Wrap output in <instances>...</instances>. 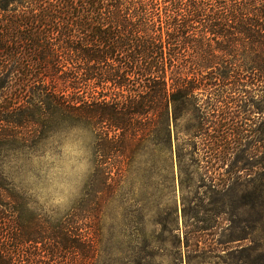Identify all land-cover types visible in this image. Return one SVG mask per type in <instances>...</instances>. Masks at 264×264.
Masks as SVG:
<instances>
[{
    "label": "trees",
    "instance_id": "16d2710c",
    "mask_svg": "<svg viewBox=\"0 0 264 264\" xmlns=\"http://www.w3.org/2000/svg\"><path fill=\"white\" fill-rule=\"evenodd\" d=\"M1 99L8 120L28 108V121L40 110L50 128L90 127L97 192L86 218L74 207L54 221L6 189L0 264H111L91 218L106 228L119 192L109 182L113 153L153 159L166 169L156 176L173 185L171 169L185 158L175 132L201 138L193 143L200 152L223 153L247 116L264 112V0H0ZM198 153L192 159L201 161ZM251 196L263 213L264 190Z\"/></svg>",
    "mask_w": 264,
    "mask_h": 264
},
{
    "label": "rangeland",
    "instance_id": "374dc122",
    "mask_svg": "<svg viewBox=\"0 0 264 264\" xmlns=\"http://www.w3.org/2000/svg\"><path fill=\"white\" fill-rule=\"evenodd\" d=\"M6 106L1 99V197L9 201L6 189H13L43 219L59 220L74 207L86 218L97 192L94 131L85 125L47 127L40 110L36 122L28 121V108L8 120ZM247 117L246 131L223 153L200 152L193 143L201 138L190 142V135L175 132L176 154L185 158L171 169L173 185L156 176L166 169L147 156L111 155L109 182L119 185V192L110 200L106 228L97 215L91 218L111 264H136L138 258L144 264H264V211L257 214L250 205L256 186L264 190V112ZM16 119L23 125L12 122ZM195 153L201 161L192 159ZM119 165L131 170L130 176L120 177ZM247 247L255 251H241Z\"/></svg>",
    "mask_w": 264,
    "mask_h": 264
}]
</instances>
